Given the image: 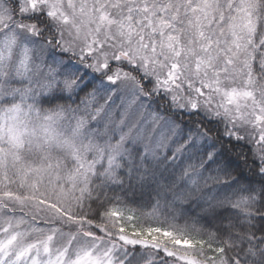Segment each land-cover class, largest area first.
Listing matches in <instances>:
<instances>
[{
  "label": "snow or ice",
  "instance_id": "1",
  "mask_svg": "<svg viewBox=\"0 0 264 264\" xmlns=\"http://www.w3.org/2000/svg\"><path fill=\"white\" fill-rule=\"evenodd\" d=\"M0 264H264V0H0Z\"/></svg>",
  "mask_w": 264,
  "mask_h": 264
},
{
  "label": "trees",
  "instance_id": "2",
  "mask_svg": "<svg viewBox=\"0 0 264 264\" xmlns=\"http://www.w3.org/2000/svg\"><path fill=\"white\" fill-rule=\"evenodd\" d=\"M135 211L137 212V215L139 216L141 213H143V212H147L148 209H146V208H142V207H136V208H135Z\"/></svg>",
  "mask_w": 264,
  "mask_h": 264
}]
</instances>
